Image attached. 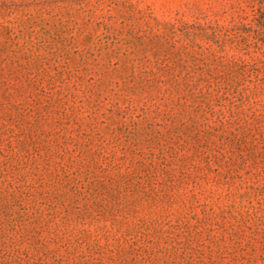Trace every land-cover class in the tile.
<instances>
[{
    "label": "rangeland",
    "instance_id": "obj_1",
    "mask_svg": "<svg viewBox=\"0 0 264 264\" xmlns=\"http://www.w3.org/2000/svg\"><path fill=\"white\" fill-rule=\"evenodd\" d=\"M0 264H264V0H0Z\"/></svg>",
    "mask_w": 264,
    "mask_h": 264
}]
</instances>
